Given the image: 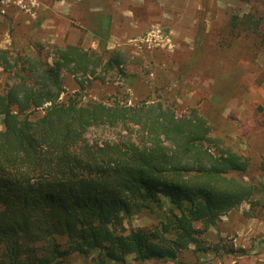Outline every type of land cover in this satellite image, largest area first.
<instances>
[{"label": "trees", "instance_id": "16d2710c", "mask_svg": "<svg viewBox=\"0 0 264 264\" xmlns=\"http://www.w3.org/2000/svg\"><path fill=\"white\" fill-rule=\"evenodd\" d=\"M33 49L13 58L0 48L10 73L0 84V264H61L72 253L96 254L99 264L174 260L259 192L236 175L247 160L203 113H179L162 99L127 104L67 92L64 71L82 87L84 77L122 71L119 49L54 45L52 61ZM101 126L114 138L87 137ZM141 212L160 218L128 229L125 220Z\"/></svg>", "mask_w": 264, "mask_h": 264}, {"label": "rangeland", "instance_id": "374dc122", "mask_svg": "<svg viewBox=\"0 0 264 264\" xmlns=\"http://www.w3.org/2000/svg\"><path fill=\"white\" fill-rule=\"evenodd\" d=\"M235 15L241 27L231 25ZM153 28L164 38L147 39ZM67 44L117 48L125 60L105 81L82 78L84 87L64 71L69 94L127 104L162 99L179 113L199 111L247 160L236 175L259 188L251 203L223 214L176 259L129 255L125 264H264V0H0V48L13 58L36 46L52 61L53 46ZM4 74L0 67V84ZM114 136L103 126L87 132L91 140ZM159 218L141 212L125 226L152 227ZM95 256L72 253L61 264H99Z\"/></svg>", "mask_w": 264, "mask_h": 264}, {"label": "built area", "instance_id": "2783aa9c", "mask_svg": "<svg viewBox=\"0 0 264 264\" xmlns=\"http://www.w3.org/2000/svg\"><path fill=\"white\" fill-rule=\"evenodd\" d=\"M155 37L156 39L164 38V32L160 28H153L146 36L147 39ZM167 43L170 41L169 38H165Z\"/></svg>", "mask_w": 264, "mask_h": 264}]
</instances>
